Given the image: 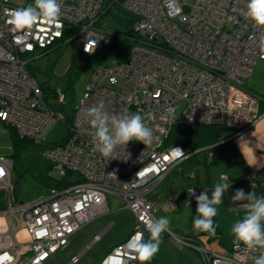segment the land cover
I'll list each match as a JSON object with an SVG mask.
<instances>
[{
	"label": "built area",
	"instance_id": "obj_1",
	"mask_svg": "<svg viewBox=\"0 0 264 264\" xmlns=\"http://www.w3.org/2000/svg\"><path fill=\"white\" fill-rule=\"evenodd\" d=\"M32 3L0 0L3 134L12 130L20 139L44 143L50 128L65 120L64 113L56 109L65 104V95L58 93L53 103L47 100L27 68L30 61L66 40H76L83 54L109 46L116 37L126 38L131 45L125 63L93 71L74 107L67 138L41 149L40 155L52 164L51 176L61 179L72 173L81 182L49 188L34 203H19L13 196L14 162L0 155V193L6 203L0 215L18 223L26 235L21 240L10 227L0 243V264H45L68 245L73 234L109 213L108 196L131 213L135 228L101 264H138L139 259L126 247L128 241L138 232L146 237L145 219H157L162 204L177 208L171 198L161 202L151 195L194 154L179 144L166 143L171 129L217 125L235 131V136L258 121L260 98L244 83L257 62H264V50L259 47L264 27L246 18L247 0H60L59 28L40 21L20 31L8 23L5 9ZM114 7L134 17L130 36L97 27ZM68 34L72 36L67 39ZM99 101L113 115L139 112L145 116L153 130V143L145 146L133 140L118 146L112 158L102 157L92 143L87 117V110ZM147 113H153V118L148 119ZM174 148H180L184 156L176 158ZM189 188L197 195L205 191ZM187 190L189 202H196ZM164 234L180 250L195 252L204 264H250L260 254L244 244L223 248L208 236H180L171 230ZM76 262L74 258L71 263Z\"/></svg>",
	"mask_w": 264,
	"mask_h": 264
},
{
	"label": "rangeland",
	"instance_id": "obj_2",
	"mask_svg": "<svg viewBox=\"0 0 264 264\" xmlns=\"http://www.w3.org/2000/svg\"><path fill=\"white\" fill-rule=\"evenodd\" d=\"M21 2L23 0H17V3ZM130 20H134L132 15L114 7L112 12L98 23L97 27L111 32H122ZM68 35L67 39L72 36ZM83 58L77 49V41L66 40L57 49L28 63L29 72L40 85L65 95L64 115L71 106L79 103L94 70L101 67H113L115 64H122L128 60L126 55L118 56L109 48H105L90 62L88 67L77 71ZM244 87L264 100V62H257L252 76L245 80ZM181 109L177 110V115L181 113ZM3 131L4 128L0 123V155L11 156L12 140L9 134H3ZM67 135V126L62 122H57L46 134L44 143L28 144L21 151L19 158L15 159L13 180L16 182L14 193L17 202L34 203L48 194L47 183L52 164L40 155V151L43 146H53L63 142ZM52 178L59 179L58 176ZM107 202L109 213L98 216L73 234L68 246L61 248L45 264H69L72 257L77 258L75 264H101L113 248L124 243L135 228L134 218L128 210L121 208L122 203L117 199L108 196ZM0 218L9 221L7 216L2 214ZM0 228L1 232L7 229L3 220H0ZM3 237L5 239L7 234ZM20 239L25 240L26 238L24 236ZM178 250L180 249L162 234L158 253L146 264H179ZM140 264H142L141 261ZM250 264H254V261Z\"/></svg>",
	"mask_w": 264,
	"mask_h": 264
},
{
	"label": "clouds",
	"instance_id": "obj_3",
	"mask_svg": "<svg viewBox=\"0 0 264 264\" xmlns=\"http://www.w3.org/2000/svg\"><path fill=\"white\" fill-rule=\"evenodd\" d=\"M5 13L8 23L20 31L30 30L40 21L56 28L62 26L60 0H33L32 4L23 7L5 9ZM245 16L256 26L264 27V0H247ZM259 47L264 50V36L260 37ZM85 52L89 53L88 43L85 45ZM153 116V113H147L148 119ZM87 117L93 130L92 143L105 159L112 158L118 146L125 147L130 141L135 140L145 146L153 143V130L145 123V116L139 112L113 115L105 110L104 102L99 101L87 110ZM173 155L179 159L184 156V152L180 148H174ZM221 179L223 182L214 185L211 196L207 190L198 195L194 188L187 190L196 200V215L192 220L193 230L196 232L216 235L213 218L218 213L217 206L223 203L225 192L231 187L226 177ZM231 200L233 203L243 201L241 207L245 210L244 216L231 228L233 243L236 247L243 243L249 249L259 250L260 254L255 258L254 264H264V195L258 196L254 191L246 193L243 189H237ZM170 223V219L164 216L145 219L148 238L145 239L144 234L138 232L126 247L142 264H146L158 253L162 234L170 231Z\"/></svg>",
	"mask_w": 264,
	"mask_h": 264
},
{
	"label": "crops",
	"instance_id": "obj_4",
	"mask_svg": "<svg viewBox=\"0 0 264 264\" xmlns=\"http://www.w3.org/2000/svg\"><path fill=\"white\" fill-rule=\"evenodd\" d=\"M259 115L260 117L253 127L214 146L213 152L209 153V158L216 153L218 156L206 170V175L202 178L200 185L198 181L193 182L195 174L192 173L188 178L187 184H183L182 179L177 178L172 184L173 190H169L164 188L165 182L163 181L164 183L162 182L151 195L153 200L164 202L166 199L171 198L176 203L177 208L175 210H171L167 205L162 204L157 214V219L162 216L170 219V230L172 232L180 236H208L219 241L223 248H230L234 244L231 228L237 220L244 216L245 210L241 207V204L244 203L243 201L232 202V195L235 194L237 189H243L246 193L254 191L258 196L264 195V109L261 110L260 107ZM222 177L227 178V183L231 187L225 192L223 203L217 206L218 213L213 218L216 235L212 236L205 232H196L193 230L192 220L196 215L197 205L196 202H189L186 190L197 185L202 187L199 189L207 190L209 196H211L214 185L223 182ZM0 220H3L7 228L4 230L5 232H8L12 226L18 232L19 238L26 237L23 229L15 221H8L5 218H0ZM4 231L1 232L0 228V243L4 240L3 236L6 234ZM148 235H146L145 239L148 238ZM163 235L167 238L164 233ZM177 254L179 264H204L201 258L192 250L181 249L177 251ZM74 258L76 257L71 258L69 264H72L71 262ZM138 264H140V260Z\"/></svg>",
	"mask_w": 264,
	"mask_h": 264
},
{
	"label": "trees",
	"instance_id": "obj_5",
	"mask_svg": "<svg viewBox=\"0 0 264 264\" xmlns=\"http://www.w3.org/2000/svg\"><path fill=\"white\" fill-rule=\"evenodd\" d=\"M132 26L133 22L130 20L127 25L124 27V31L118 32L120 34H125L126 36H130L132 34ZM131 45V42L126 40L124 37H116L114 38L112 44L106 47H102L101 49L97 50L93 54H83V59L80 61L81 66L78 67V70H82V68H86L90 65V62L97 57V55L101 52V50L105 48H109L112 50L116 55L118 56H124L128 53L129 47ZM45 97L47 100H50L52 103L57 98L59 91L56 92L54 90H49L48 87L44 85H40ZM261 104L260 108L261 110L264 109V100L260 99ZM66 101L65 104L58 106L56 109L63 112L65 111ZM76 105H73L70 107L67 113L64 115V124L69 129L72 124V117H73V111L74 107ZM69 133V130H68ZM8 134L12 140L13 144V152L11 156H9L13 162L15 167V159L19 158V155L22 150L28 145V144H37L36 142L26 140V139H20L18 138L14 131L9 130ZM235 134V131L224 127V126H217V125H201L197 126L195 128L189 127V126H175L171 129L167 144H179L182 146L188 153L194 152V154L190 157H188L185 161H183L178 167H176L174 170H172L164 180V188H167L169 190L172 189V184L176 181L175 179L181 178L183 184H187L188 178L190 174L194 173L195 177L193 182L198 181L199 185L202 182V178L206 175V170L208 167L212 164L214 159L218 156L217 153L213 155V157L209 158V153L213 152L214 146L221 141L228 139L232 137ZM67 138V137H66ZM42 144V143H38ZM42 147V145H41ZM45 147V146H43ZM42 147V148H43ZM41 148V149H42ZM41 152V151H40ZM209 159V160H208ZM53 176L49 175L48 178V186L49 188H57L61 189L68 185H71L75 182H81L82 180L76 179V176L72 173H68L64 178L61 179H53ZM196 188H202L198 187L197 185H194ZM16 182L13 180V192H15ZM13 196L15 200L17 201L15 197V193H13ZM5 198L2 193H0V212L5 210ZM114 249V248H113ZM112 249V250H113Z\"/></svg>",
	"mask_w": 264,
	"mask_h": 264
},
{
	"label": "water",
	"instance_id": "obj_6",
	"mask_svg": "<svg viewBox=\"0 0 264 264\" xmlns=\"http://www.w3.org/2000/svg\"><path fill=\"white\" fill-rule=\"evenodd\" d=\"M77 49H78V47H77Z\"/></svg>",
	"mask_w": 264,
	"mask_h": 264
}]
</instances>
